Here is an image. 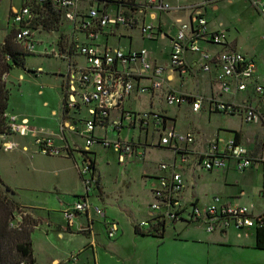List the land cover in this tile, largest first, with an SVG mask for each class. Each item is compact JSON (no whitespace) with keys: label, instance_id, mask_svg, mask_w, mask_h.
<instances>
[{"label":"built area","instance_id":"1","mask_svg":"<svg viewBox=\"0 0 264 264\" xmlns=\"http://www.w3.org/2000/svg\"><path fill=\"white\" fill-rule=\"evenodd\" d=\"M215 1L207 0V3ZM250 4L258 15L264 17V0H250ZM148 7L164 12L170 9L169 4L163 0H145L143 3H137L135 0H23V5L12 12L10 23L15 42L28 53L34 52L36 45L43 42L36 39L37 33H45L47 36L58 34L52 45L45 47L42 52L53 54L56 58L65 60L67 64L64 77L66 107L76 110L83 106L87 113L83 120L85 151L95 143H100L105 148L112 147L119 164L123 165L127 157L137 152L132 139L120 138L119 133L122 129L136 127L145 135L149 131L156 134V146L170 150L179 157L181 164H186L189 160L187 147L194 143L192 133L182 134L165 130V120L156 111L134 112L122 109V102L134 89L139 93L161 90L166 67L151 62L145 49L125 52L121 48H111L104 42L100 43L106 29L118 27H138L143 39H154L157 36V27L141 22L136 16L142 15ZM47 8L59 18L56 30L48 29L44 25L50 21ZM190 11L193 24H181L171 38L169 68L183 73L187 69L184 60L186 51L198 54L197 69L209 73L212 65L217 67L215 80L220 91L233 94L244 92L251 87L255 96L254 103L247 101L240 104L211 99V111L239 115L245 123H264V86L256 81L255 63L234 49H226L216 55L202 51L198 45L200 40L225 46L226 32L208 30L202 7L193 6ZM132 63H138L142 71L149 75V86L135 88L133 74L128 71ZM203 102L204 98L200 96H185L174 92L165 96L168 106L189 103L194 113L200 112ZM115 110H120V114L109 125L117 132L116 140L96 139L93 136L96 126L105 125L110 113ZM5 116L12 132L19 135L29 132L27 121L18 122L15 116ZM39 138L37 137L35 142L41 147L40 151L56 156L61 154L59 148L52 146L51 139ZM143 154L140 152L138 156L143 158ZM258 162H264L262 155L255 157L235 139L227 142L222 149L219 148L218 142L214 141L196 158L197 167L207 172L225 171L230 163L236 171L242 172L254 167ZM77 167L85 194L63 209L66 225L73 227L77 214L92 211L104 220L102 221L107 237L116 239L119 233L118 223L105 219L104 210L92 205L87 198L97 181L94 170L85 159ZM156 168L159 174L151 188L153 200L148 206L147 218L138 222V230L159 234L165 225L179 222L185 225L202 224L207 233L251 226L264 228V212L253 214L242 206L218 203L217 197L213 198V204L207 207H201L193 201H184V179L176 170L175 163L161 162ZM262 171L264 175V166ZM259 197L264 200V184Z\"/></svg>","mask_w":264,"mask_h":264},{"label":"crops","instance_id":"2","mask_svg":"<svg viewBox=\"0 0 264 264\" xmlns=\"http://www.w3.org/2000/svg\"><path fill=\"white\" fill-rule=\"evenodd\" d=\"M135 1L137 3L145 2V0ZM163 1L168 3L170 6L168 11L164 12L148 7L144 9V13L142 15H136L141 22L152 24L157 27V36L154 39H143L140 35L138 27H118L112 30L106 29L104 31L105 34L102 36V41H104V44L107 46L109 45L110 39L115 40L117 47L111 48H121L125 52L145 49L148 53V59L151 62L155 63L156 65H162L166 67L163 73V86L161 90L151 93H139L137 89H134L133 92L122 102V109L131 110L134 112L150 111L152 110L151 106L147 110H134L133 108L126 107L125 105L127 102L137 103L145 95L149 97V103L152 105V99L157 97V99H161L164 104L162 107L163 113H160L165 120L164 129L169 131V129H167V122H170L172 124L170 128L171 130H174L177 133H192L194 135V143L187 147L189 151L188 162L186 164H181L179 157L175 156L173 153L171 155V161L168 162L175 163L176 170L179 171L183 176L185 187L182 192V197L184 201H193L195 204L200 205L201 207H207L213 204V198L217 197L219 199L218 203L242 206L253 214L262 213L264 212V200L259 197V192L262 185L264 184V175L262 171L264 162H258L254 167L242 172L236 171L232 163L228 165L225 171L211 172L203 171L196 165L197 156L205 152L210 143L217 141L219 148L222 149L225 147L227 142L235 139L236 134H238L237 141L242 144L251 154H253L255 157L262 155V158L264 159L263 122L245 123L239 115H226L219 112H213L211 111L209 105L211 99H219L225 103L240 104L247 101L254 103L255 96L253 95L252 88L249 87L244 92H235L233 94L223 93L220 91L215 80L217 67L212 65L211 71L209 73L202 72L196 67V63L199 60V55L189 51H186L184 54V60L187 65V69L183 73L179 70H172L169 68L171 38L175 35L176 30L181 24H193L194 21L190 11L191 7H202L209 31L214 32L218 30H224L227 33L226 28L210 27L208 11L209 9H211L212 12L218 11V5L220 1L216 0L213 3H207V0H184L181 3L180 0ZM22 5L23 0H20V7ZM20 7L9 4L7 16L5 17L7 26H9L11 22L12 12L16 9H19ZM2 27L3 26H0V28ZM136 30L139 34V37L148 43L158 41L166 42L168 47L166 59H160L156 55V52H152L148 47L139 46L133 48L132 32ZM55 34L58 35L57 33ZM122 38L127 41V44L124 47L120 45ZM3 42H0V44ZM234 43L235 39H230L227 37V44L225 46L213 45L212 43L203 40H200L198 45L202 51L211 55H216L226 49L236 50ZM128 71L133 74L135 88L150 85L151 79L149 78V75L142 71L138 63L130 64ZM59 72L60 71L58 70V75ZM20 77L22 76L20 75ZM255 78L258 83L264 86V73L257 69V67ZM61 87L64 89V82L63 84L61 83ZM169 92H174L176 94L185 96L191 95L203 97L204 102L200 112L198 113L192 112L189 103L176 106H189L193 116L200 114L201 112H206L207 114L217 113L219 115H225L231 119H235V123L232 124L223 121L222 123L217 124L211 130L205 129L204 132L195 125L190 124L188 128L178 132L175 130V116L171 117L167 115L168 107H173L168 106L165 103V96ZM45 105H47V103H45ZM9 109L8 102L6 114L15 116L16 118L19 117ZM71 111L75 110L70 109L65 115H63L61 109L57 126L61 138L60 144H57L54 141V137L51 135V132H47L45 136H42L44 138L51 139L52 146L62 149L60 156L63 154V158L67 162L68 166L64 169L55 170L54 176L57 179V183L53 184V191H55V193L52 194V191L50 192L51 195L64 196L63 199L57 197L61 206L59 212L62 215V224H52V222L46 218H42V221H44L48 227V229L45 230L46 237L49 236V233H53L55 234L56 239L61 240L66 238L71 241H77L78 246H71L69 244L70 248L65 251L66 254L62 257L50 255L49 264H264V249H259L256 247L257 228L253 226L243 229L230 228L225 232L207 233L204 230L202 224L185 225L179 222L165 225L162 228L159 236L138 230L137 224L141 220L147 218L148 206L153 200L151 188L159 174L157 168L154 171L144 170L143 172V175L147 180L146 185L148 186L149 192V202L146 206H144L143 211H132L127 207L121 211H114L112 207H110L105 202V200H103L105 195H102L101 198L99 197L101 199V207L105 213V219L114 220L118 223L119 233L116 239L111 240L107 237L103 222L104 220H99L97 215H95L92 211L77 214L73 227H68L62 214L63 209L69 205L65 203V201H69L66 198H69L72 195L76 196V200H78L85 194H82L83 187L79 186V189L75 188L71 180V174L76 175V178L79 180V182H82L77 166L81 164L86 158L81 153V151H85L86 149L84 130L80 133V136L84 138L83 147H80L78 143L74 141L70 142L66 136V132L68 131L74 133H78L79 131L77 127H74L75 119L70 115ZM55 113V111H52L51 114ZM119 114L120 110L112 111L105 125L96 126L93 136L96 139L106 138L105 135L107 133L108 127H110V122L117 118ZM20 121H27L28 124V118L26 116L21 117L19 119V122ZM98 128L102 129V136L97 134ZM135 129L138 132L137 140H134L132 136L128 138L132 139V141L136 144L135 147L137 154H134L133 156L141 158L138 156V153L143 152V155H145V145L140 139L143 132L136 127H131L127 130ZM16 134L17 133H13L2 136L1 149H3L5 152H14L15 147L18 145L13 139ZM19 136L23 137L25 135ZM95 144L102 146L100 143ZM5 146H10V148H6ZM90 147L87 151V158L92 159V151ZM22 149H27L26 145H23ZM38 152L44 156H48V154L40 151L39 147ZM132 158L134 157H127L128 160L131 159L130 162L133 160ZM85 160L87 161V159ZM95 171L96 168L94 165V173ZM95 176L97 177V175ZM0 177L3 182L11 189H17V186L11 182L6 170L2 165H0ZM94 188H97L96 184L87 195L89 201V195L92 194ZM20 209L26 210L23 206H20ZM25 214H29L31 217L38 219L36 215L29 213L27 210ZM52 246L54 248L56 247L55 244ZM48 248L51 250L52 247L49 246ZM35 264H37L36 259Z\"/></svg>","mask_w":264,"mask_h":264},{"label":"rangeland","instance_id":"3","mask_svg":"<svg viewBox=\"0 0 264 264\" xmlns=\"http://www.w3.org/2000/svg\"><path fill=\"white\" fill-rule=\"evenodd\" d=\"M183 1L180 0V3ZM219 1L218 11L212 12L211 9L208 11L210 27L226 28L227 37L235 39L234 46L236 50L252 59L257 69L264 73V17L256 13L251 5L252 2L250 4V0ZM9 4L20 7V0H1L0 2V26H3L0 28V42H3L7 35L12 32L11 23L7 26L5 18ZM132 34L133 48L148 47L152 52H156L160 59H166L168 48L166 42L148 43L139 37L137 30ZM55 37V33L50 36L45 33H37L36 39L43 41V43L37 44L34 52L26 53L23 57V67L12 69L8 74L9 76L7 75L3 80L9 89V110L19 116L17 117L18 122L21 117L26 116L30 130L23 137L19 134L14 136L13 139L18 144L14 152L0 150V165L6 170L11 182L17 186L16 190L13 189L15 194L10 195L12 200L19 206L25 207L29 213L36 215L40 221L33 234H31L37 264H49L50 255L62 257L66 254L65 251L70 248L69 244L78 246L77 241L66 238L59 240L56 239L53 233H49V236L46 237L45 230L48 227L42 221V218H46L52 224H62V215L59 212L61 206L57 197L63 199L64 196L51 195L50 192L55 193L53 191V184L57 183L54 176L55 170L68 167L63 154L61 156H44L38 152V145L35 142L37 137L45 139L42 136H45L47 132H51L57 144L61 142L57 126L62 109V98L65 94L61 83L63 84V77L66 74V62L56 58L53 54L42 52L45 47L54 42ZM103 42L100 40L101 44ZM126 44L127 41L122 38L120 45L124 47ZM108 46L117 47L115 40L110 39ZM58 70L60 71L59 75ZM149 101V97L145 95L137 103L127 102L125 106L134 110H147L151 106L152 110L163 113L162 107L164 104L161 99L154 97L152 105ZM52 111L56 113L51 114ZM70 115L75 119L74 127H77L79 131L78 133L68 131L66 136L70 142L74 141L80 147H83L84 138L80 136V133L84 130L83 120L87 117V113L84 107L81 106L80 109L71 111ZM167 115L175 116V130L178 132L188 128L190 124L195 125L204 132L205 129L211 130L223 121L235 123V119L217 113L207 114L201 112L193 116L190 107L186 105L168 107ZM171 126L172 124L167 122V129L171 130ZM97 134L102 136V129L98 128ZM137 134L136 129H122L119 136L123 139L132 136L134 140H137ZM105 137L109 141H114L117 138V132L108 127ZM140 139L145 145L144 158L132 156L134 157L133 160L130 162L131 159H126L123 165L119 164L117 154L112 147L103 148L98 144H93L90 147L91 157L95 160V175L98 177L96 181L97 188H94L92 194L89 195L92 205L101 207L100 198L105 195L103 200L114 211H121L126 207L132 211H143L144 206L149 202L147 180L143 172L144 170L154 171L161 162H170L172 152L166 148L157 147L158 137L156 134H152L151 131L147 135L142 133ZM23 145H26L27 149H22ZM71 180L75 188L83 187L82 194H84V185L79 182L76 175L71 174ZM66 199L69 201H65V203L71 205L77 197L71 195ZM26 210L19 209L15 211L11 224L18 225V220L26 213ZM97 218L101 220L100 217L97 216ZM53 244L56 245L55 248L52 246ZM49 246L52 247L51 250H49Z\"/></svg>","mask_w":264,"mask_h":264},{"label":"trees","instance_id":"4","mask_svg":"<svg viewBox=\"0 0 264 264\" xmlns=\"http://www.w3.org/2000/svg\"><path fill=\"white\" fill-rule=\"evenodd\" d=\"M47 9L51 13V15L49 13L50 21L45 22L44 25L48 29L56 30L59 18L50 8ZM26 53L28 52L15 42L13 32H10L4 42L0 44V149L2 148L1 137L12 134L5 116L9 102V89L3 80L12 69L23 67V57ZM62 112L63 115L68 112L66 94H63ZM237 137L238 134L235 137L236 142H238ZM81 153L86 157L90 168L94 170L95 162L93 159L87 158L88 152L81 151ZM13 194L14 190L7 186L0 177V264H35L31 234L40 221L29 214H24L18 220V225H12L14 212L20 209V206L10 197ZM154 235L159 236L160 233ZM256 247L264 249V228H257Z\"/></svg>","mask_w":264,"mask_h":264}]
</instances>
